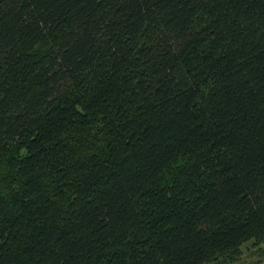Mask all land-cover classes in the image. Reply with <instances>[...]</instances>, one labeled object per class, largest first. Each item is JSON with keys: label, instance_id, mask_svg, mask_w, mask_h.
Here are the masks:
<instances>
[{"label": "trees", "instance_id": "trees-1", "mask_svg": "<svg viewBox=\"0 0 264 264\" xmlns=\"http://www.w3.org/2000/svg\"><path fill=\"white\" fill-rule=\"evenodd\" d=\"M264 260V0H0V264Z\"/></svg>", "mask_w": 264, "mask_h": 264}, {"label": "rangeland", "instance_id": "rangeland-1", "mask_svg": "<svg viewBox=\"0 0 264 264\" xmlns=\"http://www.w3.org/2000/svg\"><path fill=\"white\" fill-rule=\"evenodd\" d=\"M249 246H250V243H246L243 246V255H242V257L238 261H236V263H232V264H259L260 263L254 257V254L249 249Z\"/></svg>", "mask_w": 264, "mask_h": 264}, {"label": "crops", "instance_id": "crops-1", "mask_svg": "<svg viewBox=\"0 0 264 264\" xmlns=\"http://www.w3.org/2000/svg\"><path fill=\"white\" fill-rule=\"evenodd\" d=\"M259 264H264V260L262 262H260Z\"/></svg>", "mask_w": 264, "mask_h": 264}]
</instances>
